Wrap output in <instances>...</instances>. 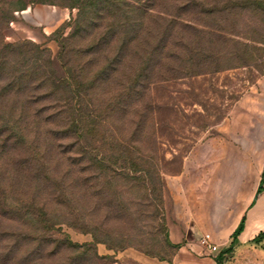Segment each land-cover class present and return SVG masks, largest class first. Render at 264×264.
Listing matches in <instances>:
<instances>
[{
  "label": "rangeland",
  "instance_id": "374dc122",
  "mask_svg": "<svg viewBox=\"0 0 264 264\" xmlns=\"http://www.w3.org/2000/svg\"><path fill=\"white\" fill-rule=\"evenodd\" d=\"M19 1H24L26 6L16 7ZM204 1L207 4L212 2ZM261 3L262 9H246L230 18L229 23L224 21L230 40L219 41L218 48H213L215 55L219 54L214 63L207 65L204 61H192L181 66L173 63L176 70L171 73L172 78L187 76L173 79L170 86L155 92L161 108L152 115L154 119L150 117L154 124L151 122L150 126L136 132L133 109L128 113L119 112L109 119L106 129L121 133V138L126 136V142L121 147H111L114 150L108 144L103 148L109 159L106 166L124 170L109 158L112 152L119 150L123 155L131 152L135 158L141 153L154 154L167 172L163 194H152L147 199L148 205L143 206L135 181L120 178L118 189L114 188L108 182L107 171V175L100 179L103 200L98 204L96 177L99 170L89 163L87 202L89 211L93 212V222L99 212H119L121 204L115 199V191L119 197L137 200L139 204L133 203L134 209L145 207L153 212L158 206L160 210L159 217L144 219L140 215L132 224L123 212L120 213L121 219L106 221L109 226L128 233L127 243L132 244L116 248V239L110 245L98 243L99 254L111 257L110 264H176L180 248L185 243L172 240L174 226L184 227L189 222L204 225L210 216L224 215L231 222L241 199H246L244 195L252 184L253 171L264 157V0ZM72 4V0H0V262H7L12 245L10 239L7 240V230L21 224L16 215L10 214L11 207L26 205L31 199L55 216L56 228H61L71 241L78 244L94 242L91 233L70 226L67 221L68 216L71 218L69 214L73 212L74 202L64 200L68 198L70 201L72 197L59 198L58 192L68 188V180H62L58 177L60 173L56 176L53 172L67 164L53 157L50 158L52 170L49 165L40 164L42 150L54 146L52 138L48 137L54 131L50 134L48 131L55 128L43 124L51 111L35 115L44 109V103H24L28 97L35 96L34 100H39L50 93L47 91L49 87L37 88V78L41 77L39 72L48 65L49 59L54 60L53 66L60 74L63 72L59 55L65 43V48H71L69 66L73 68L86 65L91 75H95L109 63L103 74V78L109 77L108 80L91 94L94 99L109 102L123 94V85L138 72L141 48L150 45L143 36L140 39L147 41L148 45L139 43L135 26H128L126 34L122 23L114 18L103 20L99 30H94L92 20L88 21L81 34L65 40L73 34L79 12ZM159 8L177 12L178 5L167 0ZM5 16H10V20L5 21ZM112 24L117 31L104 34L107 25ZM200 37L187 33L178 37L172 35L170 40L178 44L185 40L192 44L188 47L190 49L199 48L194 43ZM150 38L153 41L151 35ZM123 48L126 49L122 58L119 51ZM169 48L186 47L175 45ZM20 76H23L22 82L32 81V87L24 92L12 87ZM52 100L53 97L47 99L45 106H51ZM14 106L18 109L13 110ZM127 147L130 151L126 150ZM124 167L133 172L130 165ZM46 168L49 170L45 171ZM239 178L244 179L241 190L235 187ZM131 185L135 187L128 188ZM235 193H240L241 197ZM53 236L58 239L61 233ZM190 248L196 254L203 250L209 252L217 264L232 263L233 260L230 247L225 256L216 255L220 246L218 251H212L201 239L191 242ZM254 250L258 256L246 255L240 264H264V239L256 243ZM70 254L65 249L51 260H45V264L63 260Z\"/></svg>",
  "mask_w": 264,
  "mask_h": 264
},
{
  "label": "trees",
  "instance_id": "16d2710c",
  "mask_svg": "<svg viewBox=\"0 0 264 264\" xmlns=\"http://www.w3.org/2000/svg\"><path fill=\"white\" fill-rule=\"evenodd\" d=\"M72 1V5L78 7L79 12L78 17L74 21V32L65 40L72 39L79 33L81 34L83 25L88 21L92 20L94 27H96L94 30H99L103 20L114 18L115 20L119 19L126 34L128 26H135L139 43L148 45L149 42L150 45L148 47L150 48H141V64L138 72H136L135 77L129 79L128 84L123 85V90L121 91L123 94L111 98L109 102L100 98L94 99L91 95L95 89L104 83L103 81L108 80L109 77L103 78V74L107 72L109 63L104 64L95 75H91V71L88 70L86 65L73 68L69 66L71 48H65V46L67 47L65 43L62 44L59 55L60 60L63 62V72L59 73V70L53 66L54 60L51 59H49L48 65L43 68V71L39 72L41 77L37 78L39 83L37 88L49 87L50 90L47 91H50V93L39 100H34L33 97L35 96L28 97L24 103L29 105L44 103V109L35 113V115L51 111L52 113L46 115L47 118L43 120V124L46 127L52 125L55 128L48 131L49 134L54 131L53 135L48 136L53 139V141L51 139V142L54 146H46L42 150L40 164L43 166L49 165L52 170L50 164V158L52 157L67 164L63 169L55 168L54 172L52 171L56 176L60 173L58 177L62 178V180H64L63 178L68 180V188L59 190V198L72 197L70 201H68V198L64 200L66 202H74L73 212L68 213L73 220L71 222V218L68 216L67 221L70 226L91 233L94 236V242L78 244L71 241L62 232L61 228H56L55 216L49 214L44 207L37 205L35 199H31V202L26 203V205L16 204L17 206L13 205L11 207L10 214L16 215L21 224L16 228L7 230V240L9 238L10 240L8 241H11L10 244L12 245L9 247L7 262H0V264H45V260H51L65 249L70 251V256L63 260H55L46 264H110L111 257L99 254L97 250L98 243L102 242L110 245L116 239L115 241H118L116 248L132 245L127 243L128 233H123L109 226L106 221L110 218L121 219V212L129 218L131 224L132 222H137L136 218L140 215L144 216V219L157 218L160 216L158 206L153 212H150L145 207L134 209L132 205L133 203H138L137 200L126 196L119 197L118 191H115V199L121 204V208L117 210L119 212H99L96 222H93V212L89 211L87 202L88 183L90 180L88 177L89 163L97 166L99 170L96 177L98 204H102L103 200L101 198L100 179L101 176L107 175V171H109L108 182L114 188H117V181L120 178L135 181L143 206L148 205L147 199L152 194L156 192L163 194L165 189L164 175L167 172L162 168L154 154L148 156L145 153H141L138 155L139 157L135 158L130 155L131 152L123 155L119 153V150L112 152L109 158L114 161L115 165H121V169L124 170L106 166L105 162L109 159L103 148H106L107 144L110 148L116 147V145L121 147V144L126 142V136L121 138V133L117 134L114 130L109 131L106 129L109 119L113 116L115 117L119 112L125 111L128 113L130 109H133L135 113V120L133 121L136 132L139 129H143L146 125L150 126L151 122L154 124L152 115L161 108L155 98V92L158 89H165L170 86V82L173 79L187 76H175L172 78L171 73L176 70L173 63H178L181 66L185 62L204 61L207 65H211L219 59V54L215 55L213 48H218L219 41L221 43V41L230 40L224 21L229 23L230 18L246 9H262L261 0H211L212 2L208 4L204 0H172L178 5V9L175 10L177 12H169L159 8V5L167 0H162L160 3L157 0ZM24 6H26L24 1L16 3V7L21 8ZM4 20H10V16H5ZM114 26L113 24L107 25V32L104 34L116 32L117 29ZM187 33L201 36L194 43L199 48L188 49L192 44L183 39L180 44L170 40L172 35L173 37H178ZM150 35L152 38L155 35L153 41ZM142 36L144 38L147 37L148 42L141 40ZM175 45L186 48H169ZM4 49L6 50V48ZM123 49L119 51L122 58L125 56L126 48ZM0 51L2 52V49ZM215 58L217 59L215 60ZM19 78V81L12 83L14 85L12 87L15 89L17 87L18 92H24L32 87V81L22 82L23 76ZM45 97L46 99L44 100ZM52 97L53 104L46 107L45 102ZM25 106L22 107V111ZM16 108L14 106L13 110ZM60 120L61 122H59ZM127 148L126 150L130 151ZM111 150L114 149L111 148ZM124 165H130L133 172L127 170ZM49 168H46L45 171L49 170ZM61 170H63V173H61ZM135 186L131 185L128 188L133 189ZM262 187H260V190ZM36 207L39 209L34 210ZM244 225L245 218L233 234L234 238L243 231ZM57 232L61 233L58 239L53 236ZM263 239L264 231L260 232L253 242L258 243ZM45 251L48 253L45 254Z\"/></svg>",
  "mask_w": 264,
  "mask_h": 264
},
{
  "label": "crops",
  "instance_id": "0c3cea01",
  "mask_svg": "<svg viewBox=\"0 0 264 264\" xmlns=\"http://www.w3.org/2000/svg\"><path fill=\"white\" fill-rule=\"evenodd\" d=\"M264 157L257 164L253 171L252 184L247 194L244 195L246 199L242 198L238 208L236 209L235 216L231 222L227 220V216H218L212 218L210 216L207 224L194 225V222H189L187 226L176 227L172 229L171 237L175 243H185V246L180 248L176 258V264H217L216 259L209 256V252H199L196 254L190 248L191 242L201 239L206 233H211L213 241L220 246V251L216 255L225 256L228 254V248L233 251L234 264H240L244 260V256L255 254L258 252L254 250L256 243L253 242L254 238L264 231ZM244 185V179L239 178L235 187L241 188ZM263 186L260 190V187ZM241 197L240 193H235ZM245 218V225L243 231L236 237L233 234L240 226ZM229 248V249H230ZM201 249V247L199 248ZM230 250V251H231ZM231 261L227 264H233ZM251 260V259H250Z\"/></svg>",
  "mask_w": 264,
  "mask_h": 264
},
{
  "label": "built area",
  "instance_id": "2783aa9c",
  "mask_svg": "<svg viewBox=\"0 0 264 264\" xmlns=\"http://www.w3.org/2000/svg\"><path fill=\"white\" fill-rule=\"evenodd\" d=\"M201 240H202V243L204 245H207L208 248L211 249L212 251H218L219 250V246L216 243H214L211 233H206L201 238Z\"/></svg>",
  "mask_w": 264,
  "mask_h": 264
}]
</instances>
